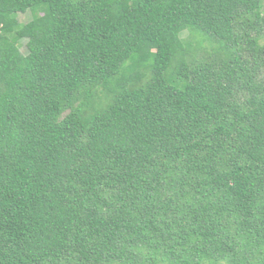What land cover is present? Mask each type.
Wrapping results in <instances>:
<instances>
[{"label": "trees", "instance_id": "obj_1", "mask_svg": "<svg viewBox=\"0 0 264 264\" xmlns=\"http://www.w3.org/2000/svg\"><path fill=\"white\" fill-rule=\"evenodd\" d=\"M263 8L0 0V264H264Z\"/></svg>", "mask_w": 264, "mask_h": 264}, {"label": "rangeland", "instance_id": "obj_2", "mask_svg": "<svg viewBox=\"0 0 264 264\" xmlns=\"http://www.w3.org/2000/svg\"><path fill=\"white\" fill-rule=\"evenodd\" d=\"M264 9V8H263ZM31 19V15H30V12L29 11H27V12H25V13H20V14H18V21L19 22H26V21H28V20H30ZM23 43H22V45H21V47H20V49H21V52L22 53H26L27 52V50H26V47L24 46V41H22Z\"/></svg>", "mask_w": 264, "mask_h": 264}]
</instances>
